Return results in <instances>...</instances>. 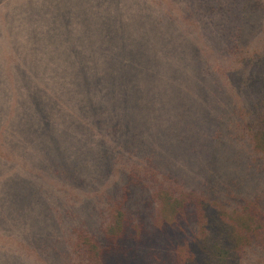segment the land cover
Listing matches in <instances>:
<instances>
[{"label":"trees","instance_id":"obj_1","mask_svg":"<svg viewBox=\"0 0 264 264\" xmlns=\"http://www.w3.org/2000/svg\"><path fill=\"white\" fill-rule=\"evenodd\" d=\"M16 1L0 0V11L14 4L20 10L24 1ZM112 5L70 0L66 10L45 6L38 12L50 17L44 25L28 20L21 33L0 32V51L6 45L10 54L8 75L0 70V79L17 85L22 97L19 105L0 104V136H106L112 143L111 157L93 166L57 156L43 174L2 168L13 154L0 139V221L21 211L46 212L38 203L55 200L63 207L57 227L35 239L39 255L53 257L55 264H244L250 259L262 264L264 0H112ZM143 10L157 24L140 23ZM20 11L12 15L23 21L28 13ZM43 33L49 36L42 43L46 47L38 42ZM170 62L187 73L183 87L190 95L182 100L191 98L194 105L202 81L213 101L212 107L206 104L208 127L188 107L164 125L166 136L178 123L188 135L179 140L211 146L205 176H181L182 168L178 175L174 164L190 168L191 155L180 161L177 150L159 153L148 145L157 142L136 127L150 81ZM39 180H45L41 188ZM47 180L55 188L51 194L43 191ZM84 198L92 204L93 221L70 204ZM8 227L15 234L11 222ZM30 234L24 243L30 240L38 256ZM5 240L0 264H15L16 254L7 248L10 238ZM28 253L19 249V258Z\"/></svg>","mask_w":264,"mask_h":264},{"label":"rangeland","instance_id":"obj_2","mask_svg":"<svg viewBox=\"0 0 264 264\" xmlns=\"http://www.w3.org/2000/svg\"><path fill=\"white\" fill-rule=\"evenodd\" d=\"M18 1H24L19 8L20 10L28 13V15L23 21L14 19L12 12L20 11L15 4L0 11V32H3V34L6 33L7 35L12 36L13 33L15 35L17 34L16 31L21 33L22 31L27 30L26 25L28 20L35 22L37 25H44L50 17H46L38 13L42 12L43 7L52 6V8L55 10H66L70 3V0H17L16 2ZM86 1L87 0H83V2ZM160 1L164 0H157L158 3ZM101 3L104 7H113L112 0H101ZM169 6L172 5L170 4ZM149 12L150 11L148 10H143L138 21L147 26L157 24V21L150 19V15L148 17ZM47 39H49L48 34L43 33L40 35L38 41L39 44H41L40 47H46L47 44L42 43L46 42ZM36 44L37 42L34 41V48L36 47ZM1 57L3 58L2 61ZM6 59H10V54L7 46L3 45V48L0 51V70L5 71V75L7 76L8 70ZM188 63L191 66L193 65L192 62ZM186 75V72L181 71L172 62L163 65V68L156 76L157 81L151 80L149 83V85H151V91L149 95L147 98H145V101H142L138 106L141 107V114L136 121V127L140 132L144 133L146 138L148 136V138H150L152 141L157 142L151 143L147 139L149 142L148 145L155 147L159 153H167L171 155L177 150L178 152L176 160L180 159V161H184L186 159V155L190 154L191 156L188 157L192 163L190 168L188 166L182 167V163H180L181 166L177 167L175 164L174 166L177 168V170L179 169V171H177L178 175L180 174V169L182 168L181 176L191 178L192 176H205L208 171H210V167L207 165L210 153L207 150H209L211 146L207 147L203 143L205 142L204 140L194 143L189 142L187 138H185L186 140L184 141L183 139L179 140L180 137L182 138V135H184V137H188V135L183 132L185 127H183L181 131L179 130L178 123L174 128L171 127V136H166L164 134V125L166 124L169 126L170 124L174 123V118H177L178 115L180 116V113L184 107H188L191 108V110L195 109L193 114H197L196 117L198 118V121H205V127H208L211 117L209 118L207 116L206 104L207 106L209 105V107H212L213 101L210 102L208 100L209 91L207 90V85H205L202 81L199 83L197 82L195 87L197 101L194 102V105L191 98L182 100L183 96L190 95L185 87H183L186 85ZM189 80L190 84L193 85L195 83L190 77ZM136 99L141 101L142 98L137 97ZM21 101L22 97L19 94L18 86L9 85L6 79L4 82L0 79V104L5 102V104L12 103L15 106L19 105ZM207 101L209 102L207 103ZM218 111L219 109H213V112L218 113ZM208 114L210 115L211 113L208 112ZM201 115H203L205 118H203ZM2 116L3 107L0 108V118H2ZM152 132L155 133L156 136H149ZM97 137L99 140H97L95 136H0L2 142H7L12 147L9 150L10 153L8 151V155L13 154V158H5L9 164L2 168H6L11 165L10 168L20 171L29 173L43 172L44 174L53 167L52 160L57 156H61L67 161L73 162L89 161L90 166H93L97 159L104 157L108 158L109 156L111 157V149L109 145H112V143H109V137ZM180 154H182L181 157ZM15 155H17V157H14ZM175 161L173 159V162ZM99 165H103V163H100ZM39 181H41L39 185V188H41L45 180ZM54 189L53 182L51 180H47L43 191L46 194H51ZM59 201H61V204L63 205L65 199ZM38 204L40 205L38 208L41 207V209H45L46 207V212H34L32 215L30 212L28 213L27 211H21L17 218L16 216H13V213L11 221L9 220L6 223L0 221V229H3L2 237L0 236V241L4 247L3 243L5 238H10L9 243L11 246L8 245L7 248L10 249L9 252L16 254L15 256L17 261L15 264H55L54 262H56L53 257L52 259L50 257H43L41 254L39 255V250H36L35 239L39 237L40 240L42 237L47 236V234L50 233L53 228L57 227V222L59 223L58 216L63 212V207L56 206L55 200L47 199L42 200ZM70 204L73 206L74 210H76L77 213H79L84 219L90 221L95 219L93 213L89 212L92 204L85 198L84 202H75L71 200ZM52 219L56 222V224H52ZM10 222L13 224L12 228L16 229L15 234L8 233V225ZM28 232L31 233L29 239L30 237L33 239L32 244L35 247L34 251L37 252L38 256L33 253L32 247L30 246V240H28L26 245L24 243L26 233ZM56 240L57 238H51V241ZM23 245H25V247L21 248L20 246ZM19 249L21 250V253L22 250H27L30 253L26 254L21 259L19 258ZM17 250L18 253H16ZM48 253L53 255L52 249L49 250ZM3 264H5V262ZM244 264H256L255 259H250V261L245 262ZM262 264H264V262H262Z\"/></svg>","mask_w":264,"mask_h":264}]
</instances>
